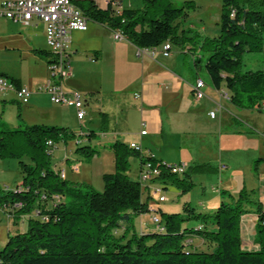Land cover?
Segmentation results:
<instances>
[{
  "label": "trees",
  "instance_id": "trees-1",
  "mask_svg": "<svg viewBox=\"0 0 264 264\" xmlns=\"http://www.w3.org/2000/svg\"><path fill=\"white\" fill-rule=\"evenodd\" d=\"M76 5L88 20L119 32L139 49L156 48L166 41L186 43L189 29H181L177 20L196 8L192 0L180 6L172 0H142L137 9L111 4L100 9L91 2L87 7ZM199 48L208 53L205 69L215 90L224 86L238 108L264 109V71L242 70L245 53L264 50V0H222L219 32L206 36ZM35 52L50 60L48 50ZM199 61L197 57L195 63ZM11 80L19 86L16 79ZM93 135V131L84 134L47 124L0 129V159L18 160L23 177L15 190L0 189V209L14 224L21 216L26 220L23 231L8 234L0 250V264H264V211L253 190L242 188L236 195L224 191L228 199L212 211L197 210L189 202L182 204L180 212L156 206L163 229L154 224L149 230H139L133 221L149 214L151 197L138 173L136 179L129 175L130 157L137 155L141 162L142 156L120 140L108 144L114 171L103 175L101 191L67 185L62 170L52 166L56 143L72 138L76 150L92 157L99 153L90 146ZM192 167L205 169L204 164ZM180 176L163 173L160 179L188 192L193 185L189 172ZM40 193L58 194L59 199L41 202ZM248 208L257 213L255 250L244 249L240 236V219ZM189 220L198 225L187 227ZM194 236L207 250L187 247L193 245Z\"/></svg>",
  "mask_w": 264,
  "mask_h": 264
},
{
  "label": "crops",
  "instance_id": "crops-1",
  "mask_svg": "<svg viewBox=\"0 0 264 264\" xmlns=\"http://www.w3.org/2000/svg\"><path fill=\"white\" fill-rule=\"evenodd\" d=\"M115 1H118L119 5H115ZM73 2L84 7L89 6L91 2L100 9H107L109 4L119 9L142 7V0H73ZM202 30L209 37L216 36L219 32V24L212 29L202 26ZM114 34L115 31L106 25L87 20L85 30L71 32L69 44L71 57L79 49L91 51L90 62L99 70L101 76H104L108 69L115 84H126L133 88L128 108L124 109L120 100L102 104L100 107L99 124L103 130L109 131L110 137L106 136L109 140L108 144L115 140L123 141L127 145L135 142L144 152L154 153L158 160L169 164L185 162L188 165L190 180L193 181L195 176H198L203 186L208 180L211 182L216 178L212 173L215 171L219 174L216 181L218 185L213 187V191L209 189L211 192H204L200 208L195 207L197 210L212 211L221 200L228 199L227 193L236 195L240 189L246 188L255 192V198L264 211V109L238 108L230 102L224 86L220 90H215L211 85L208 86L207 91H204V86L205 107H199L201 99L205 96L197 100L193 95L192 85L200 77L192 79L188 74L175 69L180 53L190 54L195 64L197 51L189 39H185L186 43L180 50H175L174 44H171L169 55L163 56L162 46L146 51L137 48L123 37L116 39ZM44 46H46L45 25L39 19L33 18L28 23H15L0 18V52L6 50L19 52L22 55V52L44 49ZM74 58V65L71 61V78L75 76V71H80L83 62L78 55ZM45 67L47 69L46 60ZM2 75L16 79L7 72H0V76ZM16 80L22 85L19 79ZM81 80L75 76L71 84L73 82V86L85 88ZM96 85L100 89L103 87L101 80ZM135 93H138L139 97H135ZM8 95L2 94L1 98L4 100ZM84 97L86 109L89 101ZM206 104L209 108H206ZM39 107L33 102L29 109L35 110ZM212 108L215 109L213 117L209 114L213 111ZM47 116L54 120L52 115L47 114ZM130 119L132 125H129ZM203 119L213 122L207 125ZM143 129L146 130L144 135L140 134ZM89 131H92L91 128ZM105 135L106 132L103 136ZM170 149H178L180 156L177 159L169 158L166 152ZM136 158L138 173L140 159L139 156ZM198 164H204L205 169L198 170L192 167ZM223 164L226 168H221ZM167 187L168 185L164 189ZM203 188L206 191V186ZM224 191L227 193L223 194ZM176 195L179 193L177 192ZM190 200L188 202L192 204ZM170 206L171 209L168 211H175L172 207L173 203ZM175 206V212H179L181 205L176 203ZM149 211V213L153 212V206H149ZM149 217L146 213L138 215L135 218L136 228L139 230L153 228L154 226L150 227L149 222L145 221L149 220ZM256 220L257 213L254 208H248L241 216L240 236L244 249H257L254 246ZM14 225V229L19 228L23 231L26 228L25 216H21ZM9 232L8 229L6 238Z\"/></svg>",
  "mask_w": 264,
  "mask_h": 264
},
{
  "label": "rangeland",
  "instance_id": "rangeland-1",
  "mask_svg": "<svg viewBox=\"0 0 264 264\" xmlns=\"http://www.w3.org/2000/svg\"><path fill=\"white\" fill-rule=\"evenodd\" d=\"M172 1L175 5L180 6L186 0ZM192 1L196 4V8L192 10L187 17L177 21L180 22L179 26L181 29H189L186 35L189 37L190 43L195 51H197L195 54L197 57H200V61L199 63L194 64L193 58L190 54L180 53V59H178V64L175 65V69L188 74L192 79L193 77L199 76L205 83V88L203 87L204 91H207L208 86H210V80L205 69V62L208 53L201 50L199 46L202 44L203 39L208 35L202 30V26H207L208 29H212L219 24L222 0ZM181 46L182 45L174 44L173 48L175 50H180ZM44 47V49L47 50V47ZM91 53V51L79 49L72 54V57H69L70 63L72 61L73 65L75 64L74 57L76 55L82 58L83 62L80 65V71H78L79 73L75 71V76L82 79V84L89 88L73 86L71 80L73 81L75 76L72 78L70 77L63 85L65 89L78 90L82 95V98L85 96L89 101V105L86 106L87 115L83 120H79L76 117V111L73 107H64L62 104H56L50 100L48 94L38 91V87L47 81L49 75L45 67V60L36 54L35 51L22 52V55H20L19 52L13 53L6 50L0 52V72H7L8 74L13 75V77L20 80L22 86H25L32 91L28 104L21 103L14 91L0 92V129L5 126L16 127L18 124H47L66 126L72 131L85 134L88 133L91 128L95 134L91 137L90 146L92 148L95 147L99 153H96L92 157H85L81 150H76L75 140L69 138L66 142L59 141L56 143L55 149L51 155V162L53 168L65 172L67 185L77 184L83 191L89 188L101 191L104 186L103 175L114 171V156L108 147L109 140L106 138V136L108 138L110 137L108 136L109 131L106 129L103 130L99 124V110L101 109L100 107L102 104H110L112 101L114 103L116 100H120L124 109L128 108L130 100L132 99L131 95L133 88L126 84H115L113 79L111 80V75L108 69H106L105 75L101 76L98 72L99 70H97L95 65L90 62L91 59L89 55ZM242 70L264 71V50L245 53L243 55ZM100 80L103 85L102 89L97 88L96 85ZM6 93L9 94L8 98L3 100L1 95ZM205 100L206 96L201 99L199 107H205ZM33 102H36L40 107L35 110L29 109V106L32 105ZM207 104L206 108H209ZM212 110L215 112V109L212 108ZM47 114L52 115L54 120H51ZM208 117L209 116H207V118ZM203 118H205V115H203ZM203 121L207 122V125H210V122H213L212 120L206 121V119H203ZM129 122V125L133 124L131 119ZM102 131L106 132L105 136H103L105 132ZM166 154L171 159H177L181 153L178 149H170ZM136 156L137 155H133L129 159V175L132 179H136ZM212 173L213 175H216V178L211 182H208L209 180L205 182L206 191L204 190L203 187L205 186L201 184L199 177L195 176V180L192 181L193 185L188 192H182L174 183L169 184L168 187L163 190L168 196L169 201L161 202L156 206H159L162 211H168V209H171L169 208L171 207L170 204L173 203L172 207L176 211L175 204L178 203V205H181L180 212L182 211V204L191 199V206L200 208V201L203 198L204 192H211L209 189L213 191V187L218 185V182L216 181L219 174L215 171H212ZM179 177L181 178L180 175ZM22 181L23 177L18 166V160L12 158L0 159L1 190H15L22 184ZM211 183H213V186H211ZM177 192L179 195H176ZM216 208L217 206H214L212 210ZM158 216L160 217L159 212ZM145 221L149 222L151 225L150 227L154 226V223L150 219ZM133 223L136 225L137 220L135 219ZM185 224L186 222L183 223L184 226ZM195 225L196 222L194 220H189V223L186 226L192 227ZM13 226L15 225L12 223L11 218L0 209V250L7 240L6 233L8 229L10 230V235L20 231L19 228L14 229ZM120 233L121 232L119 231V233L116 234L120 235ZM254 246L258 248L256 242L254 243ZM187 247L193 250H195V248H197V250H207V245L200 243L197 236H194L193 245H188Z\"/></svg>",
  "mask_w": 264,
  "mask_h": 264
},
{
  "label": "built area",
  "instance_id": "built-area-1",
  "mask_svg": "<svg viewBox=\"0 0 264 264\" xmlns=\"http://www.w3.org/2000/svg\"><path fill=\"white\" fill-rule=\"evenodd\" d=\"M115 5H119L115 1ZM0 18L8 19L15 23H28L33 18L39 19L45 25V41L48 51L51 53L50 60L47 62L49 77L47 81L38 87V91L50 96V100L56 104H62L66 107H73L76 111V117L83 120L86 116L84 101L80 92L76 90H66L64 82L72 76V67L70 63V34L73 30H85L87 23L80 21V8L73 0H2L0 2ZM116 39L122 38L119 32H115ZM171 44L165 43L161 53L168 56ZM153 54V51L151 52ZM205 83L202 79H196L192 85L194 97L199 100L205 96L203 87ZM14 91L21 103L27 104L32 93L27 87L16 84L8 77L2 75L0 79V92ZM135 97H139L135 93ZM264 107V103H262ZM210 116L215 112L211 111ZM140 134H146V130L140 131ZM48 146L52 145L51 141L47 142ZM136 152L142 156L140 162L138 177L139 180L147 186L153 213H149L150 220L156 227L162 228L160 217L156 212V203L166 202L168 196L163 192L165 184L160 177L163 173H172L183 175L188 169L185 162L166 163L156 159L154 153L143 151L139 144L131 142L129 144ZM50 152V151H49ZM226 168V165H221ZM61 177H65V172L61 171ZM59 199L58 194L49 197L46 193H40L41 202H51ZM17 206H22L17 203Z\"/></svg>",
  "mask_w": 264,
  "mask_h": 264
},
{
  "label": "bare ground",
  "instance_id": "bare-ground-1",
  "mask_svg": "<svg viewBox=\"0 0 264 264\" xmlns=\"http://www.w3.org/2000/svg\"><path fill=\"white\" fill-rule=\"evenodd\" d=\"M87 18H86V16L83 14V12H81V10H80V21H83V22H85V23H87ZM119 35H120V37H122L121 36V34L119 33ZM165 43H167V41L165 42ZM165 43L162 45V48H164L165 47ZM149 49H146V51H148ZM0 79H2V76H0ZM198 79H201V78H198Z\"/></svg>",
  "mask_w": 264,
  "mask_h": 264
}]
</instances>
